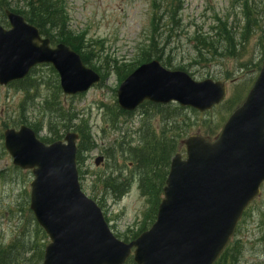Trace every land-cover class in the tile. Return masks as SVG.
Segmentation results:
<instances>
[{"label":"water","instance_id":"water-1","mask_svg":"<svg viewBox=\"0 0 264 264\" xmlns=\"http://www.w3.org/2000/svg\"><path fill=\"white\" fill-rule=\"evenodd\" d=\"M6 16L11 29L0 26L1 85L24 79L40 64L54 67L65 95L82 94L101 81L68 46L51 48L24 17L10 11ZM226 93L223 82H199L154 60L137 68L117 97L129 112L148 101L204 113ZM77 140L71 133L46 145L26 126L4 132L13 164L34 176L30 208L50 239L42 264H125L132 254L136 264H215L264 183V62L214 141L190 135L182 142L186 158L177 153L172 159L154 224L130 243L115 237L102 209L82 191Z\"/></svg>","mask_w":264,"mask_h":264},{"label":"rangeland","instance_id":"rangeland-1","mask_svg":"<svg viewBox=\"0 0 264 264\" xmlns=\"http://www.w3.org/2000/svg\"><path fill=\"white\" fill-rule=\"evenodd\" d=\"M257 1L264 3V0ZM64 2L69 29L79 36V44L83 41V45L89 46L93 56L98 55L101 58L99 63L97 58H93V62L101 69L102 66L105 68L109 64L114 66L115 62L119 68H126L137 62L153 37L155 32L153 24L160 26L156 34L160 48H163V44L167 46L163 39L170 34L174 36L166 47L167 51L172 52L174 63L172 68L186 66V71L198 81L212 79L227 82V99L238 89L239 99L245 97L249 86H252L259 73L256 64L264 60V49L258 44L256 37L247 45V54L239 59L221 58L220 61L193 62L191 37L198 33L213 34L216 17L229 18L236 32L242 30L245 25L242 8L238 3H233V0H64ZM11 5L20 8L17 0H13ZM172 9L176 11L174 20L170 13ZM2 20L0 12V25L6 27ZM108 73L102 86H95L87 93L76 97H66L62 92H57V95L54 93L56 84L59 85V77L55 78L56 74L54 76L49 67H39L37 72L33 73L32 78L40 82L38 91L33 89L26 93L18 86L0 85V243L3 246L9 245L22 230L27 231L23 226L29 228L31 225L32 219L27 208L29 209L30 182L33 176L29 171H14L12 159L4 149L1 134L8 126L18 129L21 125L30 127L36 125L40 128L38 133L40 139L51 138L49 129L51 115L45 100L50 97L56 99L64 108H75L78 119L88 123L92 137L98 145L94 151L86 155L87 160L81 168L83 173L86 172L83 179H80L82 189L92 198L91 174L108 171L105 165L107 163L102 167L95 166L96 158L105 157V149L110 144L120 141L127 134L131 135V131L139 128L143 121L140 112H136L132 117L115 118L111 114L109 110L116 105L120 74L115 71ZM228 74L231 76L230 79H226ZM224 108L225 106H221L208 114L196 116L188 113L194 118L192 121L194 130L191 134L204 135L203 124L214 126L220 124L218 122L222 121ZM228 117L229 114H225L224 118ZM151 120L156 126L160 123L158 116L152 117ZM221 128L222 125L216 136ZM61 133L63 132L59 134ZM216 136L214 135V138ZM127 162V158L119 159L120 166H125ZM104 201L103 212L113 233L120 239L125 237L131 239L137 234L146 223L151 210V205L141 195L137 185L120 199H115L110 193L106 194ZM149 225L148 222L147 228ZM31 234L33 239H36L33 232ZM235 241L239 242L241 248L238 264H264V186L261 195L245 212Z\"/></svg>","mask_w":264,"mask_h":264},{"label":"trees","instance_id":"trees-1","mask_svg":"<svg viewBox=\"0 0 264 264\" xmlns=\"http://www.w3.org/2000/svg\"><path fill=\"white\" fill-rule=\"evenodd\" d=\"M12 1L0 0V12L3 16V23L7 25L4 15V10L6 9L23 15L29 23L40 30L43 36L50 38L53 44H66L81 55L84 64L97 71H103L104 66L101 69L93 62V58H97L98 63L101 58L98 55L93 56V52L89 51V46L83 45V41L79 44V36L69 29L68 14L65 13L64 0H17L20 8L12 7ZM233 3H238L242 8L245 21L242 30L236 32L234 24L230 22L229 18L216 17L213 34L198 33L191 37L194 56L192 60L194 63L208 62L210 60L220 61L221 58H227L225 60L239 59L247 54V45L256 37L258 44L264 49V3L257 0H233ZM170 13L171 18L174 20L176 11L174 12V9H172ZM153 26L158 32L159 26L154 24ZM173 37L170 34L166 39H163V43H166L167 46L163 44V48H160L155 31L147 49L143 50L141 58L137 62L126 66V68H119L116 66V62L114 66L109 64L104 68L103 79H106L109 71H115L120 74V80H124L139 65L152 60H159L168 68L174 67L171 57L172 52L166 51V47L169 46ZM260 65L261 63H258L256 67L260 68ZM40 67H49L55 76L56 73L50 66ZM38 68L32 70L27 78L13 84V86L22 88L26 93L33 89L38 91L40 82L38 79L32 78L33 73L37 72ZM175 70L186 71V66H179ZM55 78H57V75ZM227 78H230V74L227 75ZM55 88L56 91L54 93L57 95V92L60 93L58 84H56ZM238 92L239 90L224 103L225 111H230L240 104L242 100L239 99ZM45 104L51 115L49 119L51 138H43L42 141L50 144L64 137V134L69 131L77 132L80 136L77 159L81 169L85 165L86 155L97 147V143L92 137L91 128L86 121L74 122L77 115L74 114L75 109L73 107L64 108L56 99L50 97L45 100ZM109 111L115 118L117 116L130 117L133 115L118 109L116 105ZM139 112L142 114L143 119L139 128L133 130L131 135L127 134L120 141L113 142L106 148L105 154L109 171L104 173L93 172L91 174L90 193L100 206L104 207L106 194L110 193L115 199H120L129 191L134 180H137L141 194L151 205L146 223L131 239L125 237L123 239L125 242L138 237L140 233L148 229L146 226L148 222L151 225L155 221L157 209L163 197V188L168 176L171 159L179 150L181 141L194 130L192 124L194 118H191L188 113H192L195 116L198 114L194 110L180 108L176 104L164 106L150 102L143 104ZM154 116L160 118V123H157V126L151 120ZM218 125L203 124V131H205L206 135L212 136L217 131ZM31 127L36 132L40 131V128L36 125ZM60 132L63 133L59 134ZM120 157L128 159L127 167L118 165ZM125 168L129 170L125 171ZM16 170L14 169V171ZM80 172L81 179H83L86 172ZM27 211L32 219L30 227L23 226L27 228V231L25 229L22 230L9 245L3 246L0 243V264L42 263L47 236L35 222L32 212L28 208ZM32 232L36 239H33ZM240 254L238 241L233 242L224 251L216 264H238ZM126 264L135 263L130 259Z\"/></svg>","mask_w":264,"mask_h":264}]
</instances>
